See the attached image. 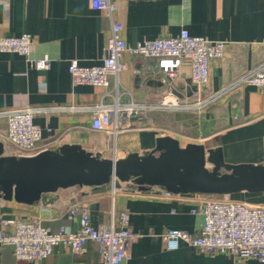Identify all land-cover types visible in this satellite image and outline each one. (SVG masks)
I'll return each mask as SVG.
<instances>
[{"label": "crops", "instance_id": "crops-1", "mask_svg": "<svg viewBox=\"0 0 264 264\" xmlns=\"http://www.w3.org/2000/svg\"><path fill=\"white\" fill-rule=\"evenodd\" d=\"M112 17L95 10L89 0H0V36L29 34V58L47 55L48 69L33 68L16 52L0 51V130L7 122L1 112L28 104L36 111L34 123L41 130L40 144L57 149L80 144L100 157L120 158L135 151H150L160 135L176 138L180 145L202 143L219 148L224 162H264V89L237 84L230 92L209 103L202 111L147 107L132 116L131 126L116 134L91 128V109L100 103L113 110L136 103L155 106L166 90L177 98L193 99L196 86L190 66L183 64L174 78L160 73L154 60L124 51L120 61L126 69L108 76V85H73L67 69L70 59L81 65L102 62L112 21L122 24L126 44L162 36H175L183 29L190 35L227 42L221 59H212L205 98L228 86L264 61V0H110ZM194 101V100H193ZM111 182L100 186H71L49 192L32 203L5 200L0 195V228L13 229L8 221L37 218L52 232L61 226L77 227L67 208L81 199L88 201L93 226L114 222L129 213V226L136 238L129 244L126 259L119 264H264L248 258L236 262L227 253L208 254L180 241L177 249L165 247L169 228L197 234L203 216L190 210L199 192L172 193L159 186L140 189L131 181L115 182L116 193H107ZM231 198L264 204V192H239ZM0 264H34L17 259L8 244L0 245ZM43 264H102L98 245L88 240L82 252H73L60 242Z\"/></svg>", "mask_w": 264, "mask_h": 264}, {"label": "built area", "instance_id": "built-area-1", "mask_svg": "<svg viewBox=\"0 0 264 264\" xmlns=\"http://www.w3.org/2000/svg\"><path fill=\"white\" fill-rule=\"evenodd\" d=\"M89 1L92 9L105 10L112 17L115 6L110 0ZM122 27L120 22L112 21L101 63L81 65L77 59L69 60L67 69L73 85L107 86L109 75L117 77L119 72L126 69V65L120 61V56L124 51H128L133 55L153 59L157 70L170 79L177 75L183 64H188L191 81L196 86V95L193 99L187 97L179 99L172 91L166 90L155 106L133 102L122 108L116 106L112 117L109 108L100 103L91 109L93 130L113 134L126 130L131 126L129 121L131 117L140 116L147 107L202 111L209 103L230 92L237 84H251L264 89L262 61L228 86L203 98L204 88L209 81L210 61L223 58L226 41L193 36L183 29L175 36H162L128 45L120 35ZM30 44L31 38L26 33L19 36H0V51L16 52L25 56L33 68L48 69L51 60L47 55L32 59L28 57ZM35 111L36 108L24 104L1 112L7 122L6 130H0L3 155L30 156L49 149L46 144L39 143L41 130L33 121ZM116 181L117 179L113 178L111 187L107 190L112 199L116 193ZM66 211L70 218L77 216L75 229L61 226L58 231L52 232L41 225L37 218L18 217L8 221L13 227L10 233L5 234L0 228V245H10L17 259L34 264H43L53 247L60 242L67 244L73 252H82L88 240L97 243L102 264H119L127 258L129 244L136 238V234L129 226L128 212H119V226H115L113 221L93 226L86 199L71 204ZM190 212L203 216L199 232L193 234L184 229H167L163 239L168 250L177 249L179 242L184 241L189 246L208 254L227 253L236 262L248 258L264 262V204L247 203L233 199L229 195L209 194L201 195Z\"/></svg>", "mask_w": 264, "mask_h": 264}, {"label": "water", "instance_id": "water-1", "mask_svg": "<svg viewBox=\"0 0 264 264\" xmlns=\"http://www.w3.org/2000/svg\"><path fill=\"white\" fill-rule=\"evenodd\" d=\"M2 152L0 140V195L24 204L71 186L100 187L113 178L131 181L140 189L159 186L172 193L264 192V162L226 163L219 148L194 142L180 145L169 135L158 136L145 154L132 151L120 158L100 157L77 143L30 156Z\"/></svg>", "mask_w": 264, "mask_h": 264}, {"label": "trees", "instance_id": "trees-1", "mask_svg": "<svg viewBox=\"0 0 264 264\" xmlns=\"http://www.w3.org/2000/svg\"><path fill=\"white\" fill-rule=\"evenodd\" d=\"M202 195H209V194H207V193H201ZM231 196H235L236 194L234 193V194H230Z\"/></svg>", "mask_w": 264, "mask_h": 264}]
</instances>
